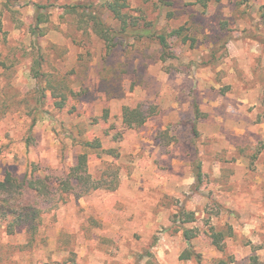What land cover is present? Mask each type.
<instances>
[{
    "label": "rangeland",
    "instance_id": "1",
    "mask_svg": "<svg viewBox=\"0 0 264 264\" xmlns=\"http://www.w3.org/2000/svg\"><path fill=\"white\" fill-rule=\"evenodd\" d=\"M104 1L0 0V179L62 175L83 151L94 176L119 168L117 189L45 214L33 244L0 231V264H264V0H126L136 32L110 51L66 10L118 32ZM180 27L165 54L148 34ZM139 104L155 112L125 127ZM96 138L119 156L82 145Z\"/></svg>",
    "mask_w": 264,
    "mask_h": 264
},
{
    "label": "trees",
    "instance_id": "2",
    "mask_svg": "<svg viewBox=\"0 0 264 264\" xmlns=\"http://www.w3.org/2000/svg\"><path fill=\"white\" fill-rule=\"evenodd\" d=\"M203 7L207 6L208 0H197ZM103 5L112 14L113 18L121 23L120 30L115 31L106 25V22L94 8L85 10L82 4H74L66 6V10L70 13H76L80 20L86 18L87 22H91V28L96 35L105 42L108 51L115 45L114 37L117 34L123 36L127 33H135L136 30L130 31L128 28L134 26V22L128 21V15L125 8L126 0H105ZM82 6V9H80ZM41 21V18L39 17ZM182 27L170 29L169 31L159 32L151 29L149 36L153 37L159 43L163 53L169 49L167 42L168 36L181 35ZM115 31V32H114ZM141 36V35H140ZM37 68H34V75H41L40 62L37 61ZM72 92V91H71ZM65 96L55 101V107L61 109L65 106ZM155 110L152 107H143L141 104L130 107L125 106L121 112V121L125 127L139 128L144 125L147 118L151 116ZM82 145L86 148L99 150L100 152L111 154L117 158L119 152L116 148L102 149L99 139L83 141ZM30 169L23 175L18 176L7 171L2 179H0V231L6 232L8 235L13 234L19 227H25L28 235V244H33L36 240V234L45 214L56 210L61 204L65 203L69 195L84 196L99 188L113 191L119 185L118 166L108 164L106 169L97 176L92 175L88 170L87 152H80L73 166L69 171L51 176L48 173L41 174L34 163H30ZM197 167V178H200L201 172ZM108 169H112L111 171ZM190 218V217H189ZM193 220L192 218L188 219ZM183 236L186 240H190L196 236L193 229H184ZM210 237L213 244L221 249L218 245V239L223 237L222 231L212 232ZM193 253L186 250L180 257L184 259L191 258ZM53 264H61L56 261ZM71 264H75L72 262ZM223 264V263H222Z\"/></svg>",
    "mask_w": 264,
    "mask_h": 264
}]
</instances>
